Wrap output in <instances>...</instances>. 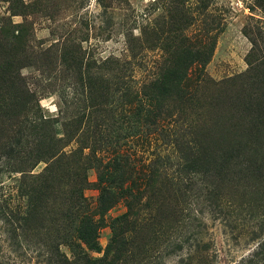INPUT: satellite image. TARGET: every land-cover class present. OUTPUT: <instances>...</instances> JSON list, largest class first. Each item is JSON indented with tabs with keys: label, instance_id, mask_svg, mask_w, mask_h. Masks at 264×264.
<instances>
[{
	"label": "rangeland",
	"instance_id": "rangeland-1",
	"mask_svg": "<svg viewBox=\"0 0 264 264\" xmlns=\"http://www.w3.org/2000/svg\"><path fill=\"white\" fill-rule=\"evenodd\" d=\"M0 264H264V0H0Z\"/></svg>",
	"mask_w": 264,
	"mask_h": 264
},
{
	"label": "trees",
	"instance_id": "trees-1",
	"mask_svg": "<svg viewBox=\"0 0 264 264\" xmlns=\"http://www.w3.org/2000/svg\"><path fill=\"white\" fill-rule=\"evenodd\" d=\"M181 85H180V83L178 82V88H179V90L181 89V87H180Z\"/></svg>",
	"mask_w": 264,
	"mask_h": 264
}]
</instances>
